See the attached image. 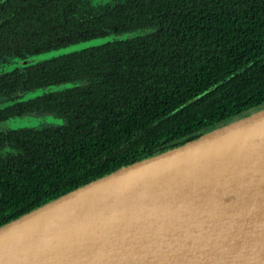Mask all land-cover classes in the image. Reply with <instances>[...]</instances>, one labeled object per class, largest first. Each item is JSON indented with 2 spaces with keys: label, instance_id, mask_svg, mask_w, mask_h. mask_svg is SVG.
Masks as SVG:
<instances>
[{
  "label": "trees",
  "instance_id": "trees-1",
  "mask_svg": "<svg viewBox=\"0 0 264 264\" xmlns=\"http://www.w3.org/2000/svg\"><path fill=\"white\" fill-rule=\"evenodd\" d=\"M130 4L101 14L65 13L70 25L79 24L68 29L70 41L79 39V27L86 38L133 28L144 33L44 63L64 79L91 77L96 94L91 106L83 107L90 119L84 120V131L71 125L54 132L58 158L48 168L46 161L35 163L33 153L22 161L0 159V226L122 165L264 105V0ZM59 45L54 41L35 50ZM28 46L33 50L38 44ZM14 77L0 80V93ZM27 142L32 145L31 138Z\"/></svg>",
  "mask_w": 264,
  "mask_h": 264
},
{
  "label": "water",
  "instance_id": "water-1",
  "mask_svg": "<svg viewBox=\"0 0 264 264\" xmlns=\"http://www.w3.org/2000/svg\"><path fill=\"white\" fill-rule=\"evenodd\" d=\"M0 264H264V105L4 223Z\"/></svg>",
  "mask_w": 264,
  "mask_h": 264
},
{
  "label": "flooded vegetation",
  "instance_id": "flooded-vegetation-1",
  "mask_svg": "<svg viewBox=\"0 0 264 264\" xmlns=\"http://www.w3.org/2000/svg\"><path fill=\"white\" fill-rule=\"evenodd\" d=\"M130 3L131 0H0V80L6 75L15 76L8 89L5 88L0 93V159L2 161L6 163L13 160L22 161L33 153V157H37L36 160L33 158L34 162L46 161L44 164L48 168L54 157L58 158L52 148L54 132L62 133L63 129L71 125H75L80 131L85 130L84 120L90 119V115L83 107L85 104L91 106L89 105L91 98L96 94L89 84L91 77L64 79L54 75L57 70L45 68L44 63L59 56L67 58L72 53L85 48L132 39L143 34L144 32L136 33L143 29L133 28L86 38L85 31H81L79 27L77 33L79 39L70 41L68 29L78 27L79 24L70 25V16L65 15L67 11L73 10L76 14L85 12L101 14L130 6ZM126 32L133 35L118 38L119 34ZM110 34L116 37L98 45L83 47L42 60L29 61L31 57L41 53ZM54 41L60 45L40 51L35 50L40 49L43 44L48 46ZM34 44L38 46L33 50L29 48L28 45ZM40 65L42 68L38 67ZM32 66L35 68H31ZM92 80L96 81L97 78ZM79 89L83 91L76 95L75 91ZM30 138L32 145L27 142ZM20 168L23 169L24 166L21 165Z\"/></svg>",
  "mask_w": 264,
  "mask_h": 264
},
{
  "label": "rangeland",
  "instance_id": "rangeland-1",
  "mask_svg": "<svg viewBox=\"0 0 264 264\" xmlns=\"http://www.w3.org/2000/svg\"><path fill=\"white\" fill-rule=\"evenodd\" d=\"M143 32H144L143 30H139L136 33H143ZM131 35H133V33L126 32L124 34H119L118 38H127ZM115 37H116V35L110 34V35L105 36V37H100V38H96V39H92V40H88V41H83V42H80L77 44H71V45H68V46H65V47H62L59 49H53L51 51H47L45 53H41L39 55L33 56V57H31V59L29 61L33 62V61H37V60H42L45 58L52 57L54 55H59L62 53L71 52L73 50L81 49L83 47L98 45V44H101L105 41L113 40Z\"/></svg>",
  "mask_w": 264,
  "mask_h": 264
}]
</instances>
